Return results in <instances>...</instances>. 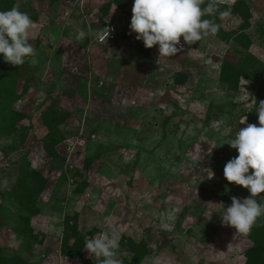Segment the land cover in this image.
I'll return each instance as SVG.
<instances>
[{
    "label": "rangeland",
    "instance_id": "1",
    "mask_svg": "<svg viewBox=\"0 0 264 264\" xmlns=\"http://www.w3.org/2000/svg\"><path fill=\"white\" fill-rule=\"evenodd\" d=\"M215 3V35L159 57L130 30L133 0H0L35 22L33 56H0V264H97L85 237L105 217L123 264H264V216L237 234L219 206L250 196L224 178V143L259 126L264 0Z\"/></svg>",
    "mask_w": 264,
    "mask_h": 264
},
{
    "label": "clouds",
    "instance_id": "2",
    "mask_svg": "<svg viewBox=\"0 0 264 264\" xmlns=\"http://www.w3.org/2000/svg\"><path fill=\"white\" fill-rule=\"evenodd\" d=\"M217 15L227 17L230 10L221 11L215 0H208L207 4L205 0H133L129 27L146 49L158 45L159 57H174L183 50L181 37L192 44L215 35L219 30ZM34 26L35 22L19 5L0 11V56L6 63L20 66L35 54L30 43ZM110 31L108 27H100L94 33L95 38L104 41ZM89 35L90 32L81 29L75 39L84 41ZM256 113L259 126L247 124L224 143L238 152L225 164L224 178L250 193L242 199L233 196L230 206L219 204L222 224L234 228L237 234L250 233L258 218L264 216V203L260 202L264 201V101L259 102ZM246 121L247 116H241L239 124ZM105 224L106 231L92 238L86 235L84 249L97 264H123L118 258L119 237L112 218L105 217Z\"/></svg>",
    "mask_w": 264,
    "mask_h": 264
},
{
    "label": "built area",
    "instance_id": "3",
    "mask_svg": "<svg viewBox=\"0 0 264 264\" xmlns=\"http://www.w3.org/2000/svg\"><path fill=\"white\" fill-rule=\"evenodd\" d=\"M106 27L111 29L109 37L106 40H104V41L97 40V42L99 44H102V45H105V44H108V43H112V42H114L116 40V29H115V26L108 25ZM181 45H183L182 42H181ZM178 47H180V45H178Z\"/></svg>",
    "mask_w": 264,
    "mask_h": 264
},
{
    "label": "trees",
    "instance_id": "4",
    "mask_svg": "<svg viewBox=\"0 0 264 264\" xmlns=\"http://www.w3.org/2000/svg\"><path fill=\"white\" fill-rule=\"evenodd\" d=\"M88 183H82L80 184L77 189H75L74 192L78 193V194H82L84 192V190L88 187ZM68 226V225H67ZM66 226V223L64 224V233H65V237H67L69 231H68V227Z\"/></svg>",
    "mask_w": 264,
    "mask_h": 264
}]
</instances>
